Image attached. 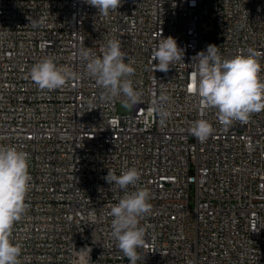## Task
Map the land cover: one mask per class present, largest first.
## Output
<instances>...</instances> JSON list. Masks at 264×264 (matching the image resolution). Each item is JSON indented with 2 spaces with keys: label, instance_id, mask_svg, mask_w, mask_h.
Masks as SVG:
<instances>
[{
  "label": "built area",
  "instance_id": "1",
  "mask_svg": "<svg viewBox=\"0 0 264 264\" xmlns=\"http://www.w3.org/2000/svg\"><path fill=\"white\" fill-rule=\"evenodd\" d=\"M41 16L33 28L28 18ZM162 36L184 50L166 73L152 57ZM110 39L134 61L143 94L129 113H117L122 98L101 100L78 55L99 56ZM209 44L222 58L261 52L264 78V0H121L107 16L86 0H0V145L28 153L31 176L10 234L20 264H129L108 215L124 192L105 177L130 167L140 180L128 191L147 189L152 205L136 264H264V109L227 128L215 109L200 111L188 84ZM46 56L79 79L39 89L27 77ZM161 95L163 122L153 111ZM200 119L214 128L203 142L191 132Z\"/></svg>",
  "mask_w": 264,
  "mask_h": 264
},
{
  "label": "clouds",
  "instance_id": "2",
  "mask_svg": "<svg viewBox=\"0 0 264 264\" xmlns=\"http://www.w3.org/2000/svg\"><path fill=\"white\" fill-rule=\"evenodd\" d=\"M86 3L107 16L118 9L121 0H86ZM28 19L33 28H41L46 22L43 16ZM78 55L85 64L87 75L103 90L102 101L122 98L126 106L140 103L143 94L134 88L131 80L135 74L134 61L125 62L126 55L118 39H110L99 56L88 47L81 48ZM261 55L248 48L230 59L222 58L215 44H209L205 51L197 53L192 58L188 91L200 98V111L215 109L220 123L227 128L234 121L247 123L251 113L264 109ZM183 56L184 50L171 36H162L152 49L156 70L165 73L174 62L183 60ZM27 78L39 89L52 91L79 79V74L68 66H58L54 57L46 56L31 67ZM167 100L164 95L153 100V111L162 122L169 116L165 108ZM191 132L203 142L213 134L214 128L207 120L200 119ZM28 167V153L14 146L0 145V264H20L21 245L13 243L10 234L14 223L26 211L25 197L31 181ZM105 180L110 187L115 185L124 192L118 203L109 206L111 237L129 264H136L139 259L137 249L146 243L145 229L139 226V221L151 211L150 193L144 188L128 191L129 186L135 188L140 180L135 167L122 170L120 175L109 170Z\"/></svg>",
  "mask_w": 264,
  "mask_h": 264
},
{
  "label": "rangeland",
  "instance_id": "3",
  "mask_svg": "<svg viewBox=\"0 0 264 264\" xmlns=\"http://www.w3.org/2000/svg\"><path fill=\"white\" fill-rule=\"evenodd\" d=\"M211 36H212L211 33H207L204 35V38L210 39ZM116 110H117V113L124 114V113H129L131 108H130V106H126L124 103H119L117 105Z\"/></svg>",
  "mask_w": 264,
  "mask_h": 264
}]
</instances>
